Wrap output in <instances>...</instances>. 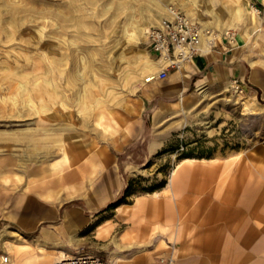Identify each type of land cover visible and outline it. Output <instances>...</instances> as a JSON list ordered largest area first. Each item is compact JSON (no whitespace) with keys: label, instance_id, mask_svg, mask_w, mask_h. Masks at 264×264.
<instances>
[{"label":"rangeland","instance_id":"rangeland-1","mask_svg":"<svg viewBox=\"0 0 264 264\" xmlns=\"http://www.w3.org/2000/svg\"><path fill=\"white\" fill-rule=\"evenodd\" d=\"M191 1L0 0V217L14 200L29 205L23 217L49 200L47 207L58 212L51 252L114 261L110 256L119 254L124 263L143 264L145 240L129 227L131 207L121 204L164 188L183 158L238 159L264 148V107L244 109L248 97L241 87L191 86L183 94H198L184 109L181 96L147 95L145 81L157 67L146 69L148 59L155 60L146 31L172 8L186 15L183 3L196 7ZM237 1L220 0V11ZM227 13L234 20L226 29L235 37L243 23L254 24L248 12L240 18ZM215 32L226 44L223 30ZM97 148L117 157L112 170L87 166ZM64 154L68 164L52 173L51 163ZM69 172L75 177L61 178ZM69 189L73 196L66 195ZM72 206L81 223L58 230ZM7 222L0 218V227L13 226Z\"/></svg>","mask_w":264,"mask_h":264},{"label":"crops","instance_id":"crops-1","mask_svg":"<svg viewBox=\"0 0 264 264\" xmlns=\"http://www.w3.org/2000/svg\"><path fill=\"white\" fill-rule=\"evenodd\" d=\"M237 2L235 8L229 6L228 11H220V0H192L196 7L190 2L183 3L188 17L203 19V26L215 33L212 48H207L202 39L201 47L207 52L197 54L181 69H169L164 78L145 82L150 98L179 97L191 86L196 89L234 84L248 97L243 106L252 105L249 110L264 107L262 22L255 11L245 9L240 0ZM251 2L249 0V6L257 10ZM258 2L264 6V0H258L257 5ZM214 10H218V14L214 15ZM204 11L205 17L202 16ZM227 12L239 18L247 12L252 19L253 15L255 17L253 26L245 23L239 26L231 47L215 32L222 29L225 33L227 26L232 24L234 19L231 20ZM158 70L159 67L155 71ZM248 151L238 155V159L231 155L214 161L205 158L207 161L204 162L189 157L192 159L181 162L170 173L164 188L137 196L132 204H121L124 209L131 207L129 227L145 240L144 249L148 254L142 257L143 264H264V148ZM89 154L88 167L108 171L116 166L117 157L107 148L93 149ZM68 162L69 158L64 154L51 163L50 170L59 173L54 167L62 171ZM74 177L73 172L61 176L62 179ZM47 185L44 182L41 189ZM68 191L67 196L74 195ZM4 201L1 196L0 204ZM13 202L0 217L13 223V226L4 223L0 227V264H18L39 246L52 258L61 253L71 255L62 249L54 253L48 248L57 233L53 220L58 216L57 211L47 207L49 200H39L27 217L22 213L29 212V205H24L22 199ZM81 221L78 208L72 206L62 213L57 227L63 232L70 231ZM13 245L15 248L24 246L20 251L24 253L16 254ZM6 254L8 262L3 263L2 256ZM114 257L120 258L122 264H128L119 254L110 256ZM34 264L46 263L40 259Z\"/></svg>","mask_w":264,"mask_h":264},{"label":"built area","instance_id":"built-area-1","mask_svg":"<svg viewBox=\"0 0 264 264\" xmlns=\"http://www.w3.org/2000/svg\"><path fill=\"white\" fill-rule=\"evenodd\" d=\"M259 14V7L255 0H251ZM209 29L203 28L202 24L194 19L187 17L178 10L171 11L169 16L162 18L155 25L146 31L148 48L153 59L160 61L161 66L155 74L156 78L167 76L169 69H181L185 64L192 61L197 54H202L204 50L201 45L203 33H209ZM223 37L228 46L235 42L233 31L227 30ZM212 48V47H211ZM2 262H8V255L2 256ZM53 264H117L110 260L92 254L76 253L61 257Z\"/></svg>","mask_w":264,"mask_h":264},{"label":"bare ground","instance_id":"bare-ground-1","mask_svg":"<svg viewBox=\"0 0 264 264\" xmlns=\"http://www.w3.org/2000/svg\"><path fill=\"white\" fill-rule=\"evenodd\" d=\"M248 1L249 0H245V2L244 3H246V6H245V9L247 8L248 10H253V8H248L247 6H248ZM169 9H171V8H169ZM175 10V8H172L171 10H170V12L171 11H174ZM254 13V12H253ZM253 19H255V17H254V15H253ZM225 27V26H224ZM203 28H205V29H207V27H204L203 26ZM209 29V28H208ZM209 31V33H203V37L201 38V41H202V39H205V42L204 43H206V47L207 48H209V47H211L212 45H213V37H214V35H215V33L213 32V31H211L210 29L208 30ZM228 31H225V33H227ZM200 45H201V42H200ZM206 50V49H205ZM150 60V61H149ZM148 61H149V64H148V67L146 68L147 70H152L153 68H156V67H158L159 66V68H160V66H161V63H160V61H158V60H152V59H148ZM156 70V69H155ZM157 72V71H156ZM156 72L153 74V76H152V78L151 79H149V80H147V81H145V82H148V81H151V80H154L155 79V74H156ZM57 87V86H56ZM201 91V90H200ZM51 94H53V93H51ZM198 93H195V92H193L192 93V95L190 96V98H187L185 95H182L181 96V102L180 103H182L181 105V108H187V107H190V105L192 104V102H193V100L196 98V95H197ZM61 96V95H60ZM63 96V95H62ZM243 108L244 109H250V108H252V105H250V104H245L244 106H243ZM27 136V135H26ZM29 137V136H28ZM2 140V139H1ZM55 140V139H54ZM65 151V150H64ZM194 158V157H193ZM190 159H192V158H189V157H186V158H183L182 160H180L176 165H175V167L173 168V170H172V173L175 171V168L181 163V162H183V161H185V160H190ZM207 159V158H206ZM210 159H212V161H214V160H216V158H210ZM200 160L201 161H204V162H206L207 160H205V158H200ZM27 161V160H26ZM25 161V162H26ZM210 161V160H209ZM74 192V190H70V191H68V194H71V193H73ZM73 217V216H72ZM8 230V229H7ZM3 231V230H2ZM107 231V230H106ZM7 234V233H6ZM4 235V234H3ZM21 235V234H20ZM6 237V236H5ZM21 238H22V236H20ZM27 238V237H26ZM25 238V239H26ZM45 238V237H44ZM46 239V238H45ZM27 241V240H26ZM25 241V242H26ZM42 242H43V240H42ZM28 243V242H27ZM39 244H41V243H39ZM43 244V243H42ZM26 245V244H25ZM20 247V250L24 247V246H19ZM65 256H68V255H66V254H64V253H61L60 255H57L56 257H54V258H52L49 254H47V252H46V250L44 249V248H42L41 246H39L38 248H37V251H36V254H31V255H28V256H25L18 264H34L35 263V261H37V260H40V259H42V261H44V263H46V264H53L56 260H58V259H60L61 257H65ZM120 258H116V261H119L120 262V260H119ZM111 261V260H110ZM114 261V260H113ZM112 261V262H113ZM115 261V262H116Z\"/></svg>","mask_w":264,"mask_h":264}]
</instances>
